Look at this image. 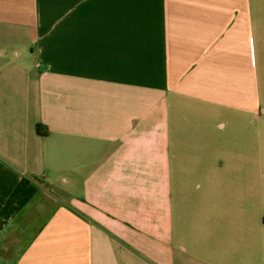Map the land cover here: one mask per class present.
Listing matches in <instances>:
<instances>
[{"label": "crops", "instance_id": "crops-1", "mask_svg": "<svg viewBox=\"0 0 264 264\" xmlns=\"http://www.w3.org/2000/svg\"><path fill=\"white\" fill-rule=\"evenodd\" d=\"M0 264H264V0H0Z\"/></svg>", "mask_w": 264, "mask_h": 264}, {"label": "trees", "instance_id": "trees-1", "mask_svg": "<svg viewBox=\"0 0 264 264\" xmlns=\"http://www.w3.org/2000/svg\"><path fill=\"white\" fill-rule=\"evenodd\" d=\"M42 129H43V124H42V123H38V124L36 125V131H37L38 133H42Z\"/></svg>", "mask_w": 264, "mask_h": 264}]
</instances>
